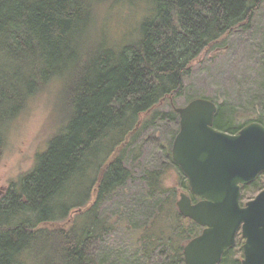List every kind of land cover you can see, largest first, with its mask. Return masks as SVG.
Masks as SVG:
<instances>
[{
	"label": "trees",
	"instance_id": "obj_1",
	"mask_svg": "<svg viewBox=\"0 0 264 264\" xmlns=\"http://www.w3.org/2000/svg\"><path fill=\"white\" fill-rule=\"evenodd\" d=\"M263 5L264 0H0V163L13 123L48 89L59 93L61 126L30 171L0 198V264H27L33 255H44L37 248L50 253L47 264H95L84 253L86 241L110 233L100 207L136 180L125 164L131 146L157 121L178 119L174 107L199 56L232 33L249 30ZM111 13L125 15L123 31L114 24L120 38L112 44L99 26ZM220 122L216 129L226 125ZM171 163L196 202L187 178ZM166 173L154 170L140 178L149 197L164 199L135 240L143 257L161 247L167 264H184L192 223L180 214Z\"/></svg>",
	"mask_w": 264,
	"mask_h": 264
},
{
	"label": "rangeland",
	"instance_id": "obj_2",
	"mask_svg": "<svg viewBox=\"0 0 264 264\" xmlns=\"http://www.w3.org/2000/svg\"><path fill=\"white\" fill-rule=\"evenodd\" d=\"M124 20V14L115 17L112 13L99 20L101 34L106 35L110 44L120 38L114 24L123 31ZM184 84L185 94L176 101V107L186 106L197 98L214 101L218 107L215 124L217 121L226 124L219 130L236 134L240 131L239 126L252 122L264 125V5L255 14L249 30L236 31L202 53ZM58 98L59 93L48 89L33 99L27 112L13 123L0 163V198L12 192L21 176L33 167L35 156L46 149L48 141L60 130L56 111ZM162 110L169 111V103L166 102ZM179 129V118L157 121L131 146L125 164L136 180L130 181L100 207V218L108 220L113 227L110 233H105L102 239L86 241L84 253L95 264H167V254L159 253L161 247H152L153 253L148 258L143 257L137 247L138 238L135 240V237L149 226L164 199L159 201L149 197L147 186L140 178L149 171L166 169L164 181L167 188L177 191L176 200L180 199L181 193L189 195L180 185L178 171L171 163L172 146ZM263 189L264 173L242 188L243 203L254 199ZM75 217L76 213H73L70 220ZM238 243L225 254L220 264H241L245 243L240 239ZM39 251L44 255H33L27 264H47V260H51L50 253L44 248H37L35 252Z\"/></svg>",
	"mask_w": 264,
	"mask_h": 264
},
{
	"label": "water",
	"instance_id": "obj_3",
	"mask_svg": "<svg viewBox=\"0 0 264 264\" xmlns=\"http://www.w3.org/2000/svg\"><path fill=\"white\" fill-rule=\"evenodd\" d=\"M217 105L197 98L175 107L180 129L172 146L173 162L189 182L193 203L181 193L180 214L205 227L204 233L184 249L186 264H219L236 244L245 239L242 264H264V189L242 203V187L264 173V126L253 122L237 134L214 127Z\"/></svg>",
	"mask_w": 264,
	"mask_h": 264
},
{
	"label": "flooded vegetation",
	"instance_id": "obj_4",
	"mask_svg": "<svg viewBox=\"0 0 264 264\" xmlns=\"http://www.w3.org/2000/svg\"><path fill=\"white\" fill-rule=\"evenodd\" d=\"M179 116V115H178ZM199 201H201V199L200 198H197V200H196V202L195 203H197V202H199ZM185 218V217H184ZM185 219H188L192 224H191V229L190 230H188V232H189V238L190 239H188L187 240V242L185 243V245H184V248H183V258H184V264H186V262H185V256H184V249H185V247H186V245L189 243V242H191L193 239H195V238H197V237H199L200 235H202L203 233H204V230H205V227L204 226H202V225H200V224H198L197 222H195V221H193V220H191V219H189V218H185ZM188 225V224H187ZM193 234V235H192ZM240 239V241L243 239L242 238V234H241V231L240 232H238V234H237V236H236V245L233 247V248H235V247H237L238 245H239V243H238V240ZM89 240H92V238H90ZM243 241H244V243H245V239H243ZM231 249H229V250H227L226 252H225V254L227 253V252H229ZM243 253H244V248H243ZM225 254L223 255V257H222V260H221V262L223 261V259H224V257H225ZM89 257V256H88ZM244 259V258H243ZM243 259L241 260V264H242V261H243ZM220 262V263H221ZM219 263V264H220Z\"/></svg>",
	"mask_w": 264,
	"mask_h": 264
}]
</instances>
